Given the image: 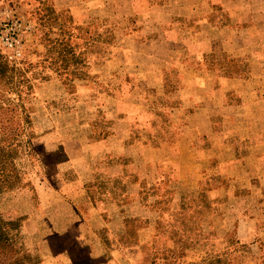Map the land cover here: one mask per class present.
I'll return each instance as SVG.
<instances>
[{"label": "crops", "instance_id": "crops-1", "mask_svg": "<svg viewBox=\"0 0 264 264\" xmlns=\"http://www.w3.org/2000/svg\"><path fill=\"white\" fill-rule=\"evenodd\" d=\"M114 4L116 15L128 22L123 39L98 71V83L107 92L91 98L106 121L96 128L93 121L76 119L78 128L89 126L87 137L65 131L68 140L59 138L67 153L63 164L74 175L62 177L61 189L54 188L77 216L63 230L70 237L74 230V240L91 249L86 259L75 255L60 262L135 263L126 253L145 255L142 246L152 241L155 230L148 220L133 242L126 237L130 220L137 217L132 205L139 203L142 190H155L171 176L175 182L169 183H176L172 201L178 202L209 177L202 166L213 167V160L217 167L243 168L226 174L231 181L249 183L251 197L260 201L237 221L235 233L241 243L256 245L259 252L251 263L263 262L264 0ZM73 13L78 15L77 7ZM214 172L223 176L222 170ZM46 194L44 204L50 203ZM145 229L152 235L142 240ZM101 230L111 239L106 241ZM101 251L110 258L99 259Z\"/></svg>", "mask_w": 264, "mask_h": 264}, {"label": "rangeland", "instance_id": "rangeland-1", "mask_svg": "<svg viewBox=\"0 0 264 264\" xmlns=\"http://www.w3.org/2000/svg\"><path fill=\"white\" fill-rule=\"evenodd\" d=\"M73 7L78 9L76 17ZM115 7L114 0H0V21L18 18L26 26L20 57H14L10 50L0 46L3 60L14 69L7 73L8 77H0V105L10 107L0 108V113L30 115L31 124L21 125L19 129H33L39 135L34 145L36 153L30 155L27 138H21L16 161L19 186L0 193L3 214L25 217L26 239L21 254L29 263L65 264L60 262L62 258L86 256L91 249L80 240H74V230L71 237L63 230L66 224H74L77 216L54 191V188L61 189L62 177L74 175L72 168L63 164L67 153L63 148L59 150L57 140H68L65 131L71 132L73 137H87L89 126L78 128L76 119L93 121L96 128L101 121H106L102 114L95 112L97 105L91 98L107 92L108 88L98 83V71L113 45L123 39V29L128 22L120 14L116 15ZM119 12L123 13V9ZM12 108L14 111L10 110ZM77 129L84 131L81 134ZM5 144L0 136V147ZM202 168L209 171V177L178 202L172 201L176 183H169L173 180L170 175L167 184L155 190H142L139 203L132 205L137 217L130 220V227L136 233L145 221L155 224L158 220L154 247L146 250L148 260L137 250L126 253L135 263L116 264H217L218 258L222 259L221 264H252L251 258L259 251L254 244H238L233 225L237 212L259 205V199L251 197V192L248 197H242L249 185L231 188L232 183L223 181L214 172L215 167ZM215 188L219 190L216 196L213 195ZM43 192L47 193L50 203H43ZM149 193L160 197L153 199ZM206 214L210 216L211 225L202 224ZM171 227L182 231L172 235ZM189 227L192 228L190 234ZM101 234L106 241L111 239L107 230H101ZM151 235L148 229L140 232L142 240ZM188 235L193 238L192 242H187ZM101 252L99 259L110 258ZM77 264L108 263L80 260Z\"/></svg>", "mask_w": 264, "mask_h": 264}, {"label": "trees", "instance_id": "trees-1", "mask_svg": "<svg viewBox=\"0 0 264 264\" xmlns=\"http://www.w3.org/2000/svg\"><path fill=\"white\" fill-rule=\"evenodd\" d=\"M14 71L12 67H9V64L3 60V56L0 53V77H8L7 73ZM10 77V76H9ZM13 80V75L9 78L8 82L9 84L12 83ZM1 109H8L10 107H7L5 105H0ZM11 111H14V109H10ZM31 117L30 115L26 114L23 115H11V116H6L3 113H0V136L1 139L4 140V147H0V193L9 191L12 189H15L19 186V177H20V172H19V167L16 165L17 161V155L19 153V148L20 144L19 141L21 138H27L26 144L29 146L30 151H28L29 155L30 154H35V140L39 139V135L33 131V129H19L21 125H29L31 124ZM53 131V129H52ZM50 132L47 131V133ZM46 134V133H45ZM57 144H59L58 148L59 150H62V145L59 143V139L57 140ZM213 167H215L217 170H222L223 176L222 180L225 181H230L231 188L234 187V185L238 188L240 185L242 187L249 185L246 183H239L237 181H231L230 177H228V171L232 170H243L241 167H220L216 166V161H213L212 163ZM218 190V188H215L214 191ZM252 191V187L249 185L248 191L245 193L241 194L242 197H248L245 196V194H248V192ZM214 195V194H213ZM237 198H240L239 195L236 196ZM237 212V211H236ZM219 214V213H218ZM217 214V215H218ZM251 213L249 210H242L241 213L237 212V218L235 220V223L233 225L235 229V225L237 224V221L240 218H244L246 216H249ZM225 216V215H224ZM25 217L24 216H18V217H7L5 214H3L0 211V264H40L39 262L37 263H32L26 261L22 254H21V249L25 243V235L26 233L24 232V226H23V221ZM158 220L155 222L154 225V233H153V239L150 241L148 244L142 246V250L144 251V256L146 260V256H149V254L146 252L147 249L154 247V238H156L157 235V226H158ZM202 224H209L211 225L210 221V216L204 215L203 217V223ZM131 226V223H130ZM224 227H227V224L224 225ZM172 231V235L176 234L177 231L181 230L175 227L170 228ZM192 228L189 227V234ZM182 231V230H181ZM127 233L129 237L127 239H132L129 240L128 242H133L135 238V231L129 227V230H127ZM33 235H31L32 237ZM172 238V237H171ZM193 238L190 239V236L188 235V241L187 242H192ZM236 241L238 244H244L241 243V241L236 237ZM148 260V258H147ZM217 264H221L222 259L218 258L216 260Z\"/></svg>", "mask_w": 264, "mask_h": 264}, {"label": "built area", "instance_id": "built-area-1", "mask_svg": "<svg viewBox=\"0 0 264 264\" xmlns=\"http://www.w3.org/2000/svg\"><path fill=\"white\" fill-rule=\"evenodd\" d=\"M25 30V24L18 18L0 21V46L10 50L14 57H20Z\"/></svg>", "mask_w": 264, "mask_h": 264}]
</instances>
